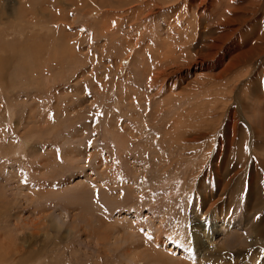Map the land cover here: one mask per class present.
Instances as JSON below:
<instances>
[{
    "label": "rangeland",
    "instance_id": "1",
    "mask_svg": "<svg viewBox=\"0 0 264 264\" xmlns=\"http://www.w3.org/2000/svg\"><path fill=\"white\" fill-rule=\"evenodd\" d=\"M99 1L0 0V264H264V0L236 1L226 43H244L241 68L218 79L211 56L175 73L163 95L148 73L176 67L179 44L198 30L205 51L227 0L204 11L165 3L148 31H132L143 29L136 51L99 35L121 8ZM221 136L231 138L216 172L200 154ZM217 173L230 179L223 189ZM203 194L218 201L208 248H155L151 218L183 230Z\"/></svg>",
    "mask_w": 264,
    "mask_h": 264
},
{
    "label": "bare ground",
    "instance_id": "2",
    "mask_svg": "<svg viewBox=\"0 0 264 264\" xmlns=\"http://www.w3.org/2000/svg\"><path fill=\"white\" fill-rule=\"evenodd\" d=\"M105 1L106 0H100L99 4H103ZM179 1L180 0H118V5H116V8L117 7H121V8L120 9H116L114 11L115 14L117 15V16L115 15L116 16L115 24L114 25L110 24V27H109L108 24H105L104 26H102V29L106 30V31L101 32L99 35L100 36H107L106 33H108V34H111L112 37H114V35L118 36V39L121 36L122 37L124 36L123 39H124L125 44L126 45H128V43L131 44L130 46H128L129 49H130L129 51H131V50L133 51V49H135V51H136L138 48L141 49L143 47V45H142V41H141V39H139V37L142 36L143 29L144 30L146 29V22L149 20V18L154 16V13H156L158 9H160V8L162 9L163 8L162 5H164L165 3L166 4L169 3L172 6H176V4ZM186 1H188L189 5H192V4L194 5V3H196L197 4V8H199V6H200V8L201 7L203 8L202 11L206 10L207 6H209V4L211 3L210 0H200L199 2H197V0H184L185 3H186ZM236 1L237 0H227L226 5H224L225 8L222 10V12L219 15H217V19L213 23V24H215L214 25L215 29H213V31L217 32V34H216L217 36L215 38L211 39V42H210L209 46L207 47V49L205 51L202 50V47H199V43L201 42V37L203 35V32L202 31L200 32L198 30V32H196V34H194L192 39H189V40L184 39V40H187V41L183 40L185 42V44H183V43L179 44V46L182 47V48L181 47L179 48L180 55L179 56L176 55L177 57L173 61L174 63L175 62L178 63V64H176V67H174L172 69H169V70H164V71H163V69L155 67V68H153V70H151L148 73V76H149V79L152 82V85H155L154 83H156L160 79V83L155 85L154 93H156L158 95H163L171 87L172 82H173L172 78L174 77L175 73L180 72V74H181V72H183V71L188 72L187 70H190V69H193V68L197 67V64L201 63L202 60H204L206 58H209L211 56L214 57V55H217V57H218V60H216L217 65H220L219 66L220 69L217 72L218 74L215 75L216 78H218V79L223 77V75L226 76V74L228 72H232V71L234 72L237 68H241L242 65H244L243 61L247 58V55H248L247 51H243L242 50V48L244 46V43L237 44V43H234V41H232V40H231L232 42L226 43L227 39L230 38L229 36H231L232 33H234V31H235L234 29H231V28H232V24L234 23L235 19H237V16H238V14H237V9L238 8H237ZM233 2H235V3H233ZM167 10H169V9H167ZM169 12L171 13V11H169ZM169 16H170V14H169ZM166 18H167V16H166ZM198 18H200V17L198 16ZM198 18L196 19V21L197 20L200 21ZM126 20H127L126 24L130 21L129 22V26H131V28H128V25H127L126 26L127 29L124 31L125 33L122 34V32H121V30H122L121 29V24H122L123 21H126ZM165 22H166V28L165 27L164 28L169 30L168 27L170 26L171 22L169 20H166V19H165ZM143 24H144V26H143V29H141L142 31H140V33H139V37L137 36V38L134 39V37H132V35H134V34L136 35L137 33H135V32L132 33V31L137 29L140 25L142 26ZM179 27L176 26V28H179ZM205 31H207V30H205ZM176 32H175L176 36H173L172 33H170V31L167 32V36H169V37H171L173 39V42H170L169 44L174 43L175 41L180 42V39L184 36V35L182 36V34H184V33L181 32L180 30L176 31ZM163 33H165V32H163ZM144 35H146V34H144ZM158 35H159V33H158ZM196 35H197V37H196ZM129 40L132 41V42H130ZM193 43L194 44L196 43V44L193 45ZM157 44L155 43V45H157ZM176 44H178V43H176ZM161 47L162 48L156 50V52H157L156 55H155L156 57H158V55H160L159 51L161 49H163L164 46L162 45ZM184 47H186V48H184ZM192 49H193V51H192ZM174 50H175V47H173V45H171V46L169 45L168 48L165 50V52L169 51L171 53V51H174ZM250 50L251 51H249V53L253 52V49H250ZM172 53L174 54V52H172ZM162 54H163V52H162ZM126 55H127V53H126ZM131 56H132V54L131 55L128 54L127 59H129ZM171 57H173V56H171ZM190 58H192V59H190ZM189 59L191 61H189ZM182 61H184V62L186 61V62L184 64L183 63L181 64ZM166 68H168V67H166ZM103 80H105V79H103ZM94 82L95 81L93 80V83ZM172 123H174V122H172ZM223 126H224V124H223ZM228 126L230 127V125H228ZM179 127H178L177 123L171 125V129L174 132H176L179 129ZM121 132H124V131H121ZM121 132L115 133V136L118 137V140L120 142H122V139L125 136V135H122ZM228 135H230V134H228ZM230 138L231 137L227 136L225 143H228L230 141ZM183 140H185V139H183ZM128 142H129V140H128ZM225 143H223V141H222V136L221 137H217V138L213 137L208 144H209L210 147H212V146H214V147H212V149L209 150L210 147L206 146V148L209 147V149L208 148H207L208 150L204 149V151H206V152L202 151L203 153L201 152V154H200L202 156L201 157L202 159L208 157L207 153L210 154V156H209L210 157L209 158L210 161H209V163L207 165L209 166V164L210 163L212 164L213 161H214V163L212 165L214 166L213 168H214V170L216 172H218V170H217L218 164H217L216 158L218 157V153L220 154V151H222L223 146L225 145ZM184 147H185V145H184ZM202 165H204V163ZM207 165L205 166V168L207 167ZM195 167H197V164L194 165L192 170H194ZM199 169H202L201 168V164L198 165V169L197 170H199ZM207 169L208 168H206V169L203 168V170H204V171L202 170L203 175L206 174ZM229 180L230 179H225V178L220 177L219 174H218V180L216 181V186L220 187L223 184L222 188H221V189H223L224 186L227 185ZM211 190L212 189L210 188V191ZM190 195H191V193H190ZM202 197H203V202H200L197 199V202L195 204V209H194V211H195L194 215L191 218L189 225L186 223L187 226H184L183 230L179 229L178 223H174L173 220H171L169 222L167 220L168 223L164 222L165 224L163 225L162 223H160L162 219L159 222V221H157L158 217L154 218L153 220L151 218V220H150L151 222L150 223L155 226V229L157 231V232L154 233L153 238L151 236L152 239H150L154 243L155 248H157L156 244H161V242H162L163 248H166V244H167V245H169V248H170V245H171L172 248L177 247L178 249H182L184 251H192L193 249L196 250V251L199 249V251H200L205 246L207 247L209 242H212V240L214 239L215 235L213 234V231L211 230V226H212V224H214V227H216L217 224L216 223H210L209 222V216H210L211 212L213 213L216 210V201L217 200L216 201L215 200L212 201L211 198L208 199L207 197H209V196H207L206 194H203ZM185 220H186V218H185ZM188 221H189V219H188ZM227 229H229L228 222H227V220H224L222 218L221 224L219 225V232L226 231ZM190 234H191V236H190ZM193 236H199L201 238V240H202L201 244L198 245L197 242L194 240L193 244L191 246V242L190 241H191V238ZM138 262L141 263V264H144V262H142V261L138 260L137 263Z\"/></svg>",
    "mask_w": 264,
    "mask_h": 264
}]
</instances>
